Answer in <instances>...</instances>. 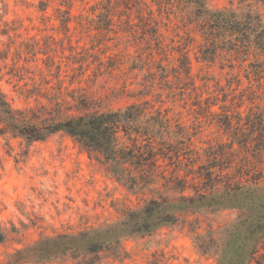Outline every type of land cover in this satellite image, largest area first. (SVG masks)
<instances>
[{"label": "trees", "instance_id": "16d2710c", "mask_svg": "<svg viewBox=\"0 0 264 264\" xmlns=\"http://www.w3.org/2000/svg\"><path fill=\"white\" fill-rule=\"evenodd\" d=\"M48 1L39 0L41 9ZM238 2L236 7H211L208 0H102L98 18L89 19L85 28L111 30L114 10L122 5L119 29L145 40L150 48L145 57H138L137 68L146 73L141 87L130 94L136 100L124 107L101 110L77 87L70 90L80 92L70 95L72 102L54 94L45 96L47 103L35 97L36 104L18 108L0 88V136L30 144L63 133L126 189L150 194L141 207L125 209L114 223L43 237L16 249L2 264L66 257L75 259L74 264H97L100 252L119 250L123 238L151 234L186 214L226 209L236 210L237 216L217 233H196L199 251L215 256L217 264H260L256 256L264 245V20L257 5L264 0ZM152 5L158 11L175 6L183 12L188 35L183 46L176 47L175 65L153 58L152 49L166 56L167 46ZM67 22L63 20L65 28ZM190 42L195 43L197 62H219L221 69L228 68L225 84L191 73ZM34 94L28 90L26 97ZM165 102L171 105L163 107ZM176 106H187L195 122L184 124ZM205 125L216 127L224 139L196 145L193 138ZM169 189L177 195H166Z\"/></svg>", "mask_w": 264, "mask_h": 264}, {"label": "rangeland", "instance_id": "374dc122", "mask_svg": "<svg viewBox=\"0 0 264 264\" xmlns=\"http://www.w3.org/2000/svg\"><path fill=\"white\" fill-rule=\"evenodd\" d=\"M101 1L49 0L41 9L39 0H0V88L14 107L34 105L35 97L47 103L45 96L54 94L72 102L70 95L80 92L70 90L77 87L101 110L124 107L136 100L130 94L141 87L146 73L137 68L138 57H145L150 48L145 40L119 29L118 10L122 5L114 10L111 30L85 28L89 19L98 18ZM208 4L236 7L239 2L208 0ZM257 6L264 20V3ZM152 7L159 19L162 44L167 46L166 56L152 49L153 58L175 65L179 55L176 47H182L183 38L188 35L183 12L175 6L161 11L156 5ZM131 17L137 21L133 13ZM64 19L68 21L67 28L63 26ZM189 34L199 39L195 32ZM149 42L155 48V41ZM193 43L190 42L191 49ZM193 51L189 53L195 77L207 74L222 84L227 82L228 68L221 69L219 62L209 66L197 62ZM240 77L246 84L242 71ZM28 90L36 94L26 97ZM170 105L165 102L163 107ZM176 110L181 111L184 124L195 122L187 106H176ZM202 129L193 138L198 146L207 140L224 139L212 125ZM164 193L177 195L171 189ZM149 197V193L135 194L126 189L63 133L30 144L0 136V264L16 249L43 237L114 223L125 209L139 208ZM236 216L234 209L183 215L176 223L159 227L151 234L123 238L119 250H102L97 264H217L215 256L199 251L195 235L209 229L217 233ZM256 260L264 264V245ZM75 262L66 257L26 264Z\"/></svg>", "mask_w": 264, "mask_h": 264}]
</instances>
